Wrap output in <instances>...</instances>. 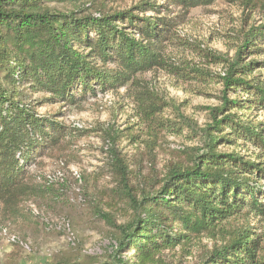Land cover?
<instances>
[{"label":"trees","instance_id":"16d2710c","mask_svg":"<svg viewBox=\"0 0 264 264\" xmlns=\"http://www.w3.org/2000/svg\"><path fill=\"white\" fill-rule=\"evenodd\" d=\"M109 1L122 0H0L1 222L18 215L25 200L47 193L44 186L29 182L30 169L73 132L37 108L47 103L75 105L123 88L137 75L167 68L160 49L174 35L178 18L146 13H161L169 5L189 14L218 0H139L115 12L106 10ZM261 52L264 25L244 36L236 61L219 76L222 105L208 109V124L198 128L183 118L168 125L176 134L189 130L202 139L201 147L186 150L188 164L171 166L138 200L131 172L119 161L117 198L133 212L131 218L118 225L98 208L93 215L117 231L110 244L115 264H130L124 256L130 252L138 258L132 264H153L162 251L212 233L231 219L264 216V123L242 115L250 109L264 111V81L252 76L264 69V62L244 63L242 56ZM186 70L198 74L193 78L199 81L209 76L198 68H171L173 74L190 79ZM230 93L249 99H230ZM32 94L48 98L32 103ZM156 105V112L162 111ZM225 147L233 150H221ZM243 148L256 153L238 151ZM260 253L261 240L251 228L241 227L198 264H263Z\"/></svg>","mask_w":264,"mask_h":264},{"label":"rangeland","instance_id":"374dc122","mask_svg":"<svg viewBox=\"0 0 264 264\" xmlns=\"http://www.w3.org/2000/svg\"><path fill=\"white\" fill-rule=\"evenodd\" d=\"M138 2L109 1L105 6L115 12ZM146 16L178 18L174 35L160 49L167 68L137 75L123 88L98 93L75 105L47 103L37 108L73 132L59 149L39 158L30 169L29 182L44 186L47 193L25 200L18 215L0 221V264H115L110 244L117 231L93 215L98 208L110 213L118 225L131 218L133 212L117 198L119 161L131 172L130 184L138 200L142 191L154 189L171 166L188 164L186 150L201 147L202 139L189 130L176 134L168 125L183 118L198 128L208 124V109L222 105L219 76L236 61L244 36L264 25V0H218L189 14L166 5L161 13L151 11ZM242 56L244 63L264 62V52ZM174 67L206 70L209 76L199 81L193 78L198 74L186 70L188 79L173 74ZM252 76L264 81V69ZM229 97L249 99L242 93ZM42 98L48 96L30 95L32 103ZM153 103L162 111L157 113ZM242 115L256 124L264 123V111L250 109ZM239 150L249 156L256 153L251 148ZM241 227L251 228L261 240L260 262L264 264V216L253 214L231 219L212 233L162 251L153 264H198ZM12 236L30 249L10 242ZM124 256L130 264L138 260L132 252Z\"/></svg>","mask_w":264,"mask_h":264},{"label":"built area","instance_id":"2783aa9c","mask_svg":"<svg viewBox=\"0 0 264 264\" xmlns=\"http://www.w3.org/2000/svg\"><path fill=\"white\" fill-rule=\"evenodd\" d=\"M66 228L70 231V229H69V224L68 225H66ZM71 241H73L72 239H70ZM10 242H12L13 244H17V245H20V246H22V247H24L25 249H30L29 248V246L27 245V244H25L24 242H22V241H20L17 237H15V236H12L11 238H10Z\"/></svg>","mask_w":264,"mask_h":264}]
</instances>
